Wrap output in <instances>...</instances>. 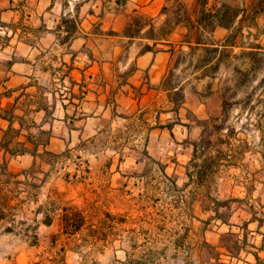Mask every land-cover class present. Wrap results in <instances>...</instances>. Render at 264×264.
<instances>
[{
	"label": "crops",
	"instance_id": "crops-1",
	"mask_svg": "<svg viewBox=\"0 0 264 264\" xmlns=\"http://www.w3.org/2000/svg\"><path fill=\"white\" fill-rule=\"evenodd\" d=\"M241 84L247 110L261 111L250 118L256 131L241 134L247 149L219 160L232 163L231 192L208 208L186 204L214 225L203 239L218 262L264 264V0H0V187L11 186L8 176L31 181L30 192L69 186L57 162L137 151L169 177L173 160H192L211 120L239 108L226 103V87ZM230 132L239 141L233 124ZM106 166L93 163L90 173ZM206 178L182 181L193 194L211 188ZM225 234L236 251L222 245Z\"/></svg>",
	"mask_w": 264,
	"mask_h": 264
},
{
	"label": "rangeland",
	"instance_id": "rangeland-1",
	"mask_svg": "<svg viewBox=\"0 0 264 264\" xmlns=\"http://www.w3.org/2000/svg\"><path fill=\"white\" fill-rule=\"evenodd\" d=\"M179 77L176 73L175 80ZM235 87H226V103L239 108H227L219 124L210 121L204 129L208 143L198 144L192 160L171 159L178 168L169 177L158 171L163 163L138 151L126 157L106 155L92 161L76 156L57 162L56 168L62 169L58 176L65 177L69 186L59 180L31 186L30 192L31 181L21 185V180L8 176L11 186L0 187V264H243L241 256L217 261L219 250L203 239L214 225L209 228L199 217L205 215L186 204L188 198L208 208L214 197L231 192L232 163L219 160L233 148L238 154L247 149L241 134L246 138L256 131L250 118L256 119L261 111L247 110L246 84ZM230 124L237 127L239 141H231ZM204 148L216 158L206 174L211 188L191 194L192 187L182 180L185 173L196 179L203 161L213 158ZM93 163L106 164V172L90 173ZM120 163L122 172L111 170ZM133 163L144 170L142 178L130 169ZM226 205L221 211L224 217L230 209ZM227 237L221 243L236 251L237 239Z\"/></svg>",
	"mask_w": 264,
	"mask_h": 264
},
{
	"label": "trees",
	"instance_id": "trees-1",
	"mask_svg": "<svg viewBox=\"0 0 264 264\" xmlns=\"http://www.w3.org/2000/svg\"><path fill=\"white\" fill-rule=\"evenodd\" d=\"M202 142H204L205 144H207L208 142H205V140L203 139V137H202V139H201V141H199L198 142V144L200 143V144H204V143H202ZM197 149H198V145H196V147L194 148V155L196 154V152H197ZM215 160H216V158L215 157H213V158H211V159H205L204 161H203V163H202V166H200L199 167V169L196 171V179L197 180H199V181H201V180H203L204 178H205V176H206V174H207V172H208V170L209 169H211L212 168V164L215 162ZM215 199V197L212 199V201H216V200H214ZM211 201V202H212ZM215 209V208H214ZM216 210V209H215ZM216 212H217V210H216ZM218 215V217H221L222 219H224L225 217L223 216V214H221V213H216V216ZM231 237V236H233V235H231V234H225V235H223L222 237H221V239H220V241H222V239H223V237ZM227 237V238H228ZM222 245H224L228 250H230V252H232L231 250H232V248L231 247H229L228 245H226V244H222ZM234 245L235 246H237L238 245V241L236 240V242H234ZM238 247V246H237ZM122 264H124V263H122Z\"/></svg>",
	"mask_w": 264,
	"mask_h": 264
}]
</instances>
